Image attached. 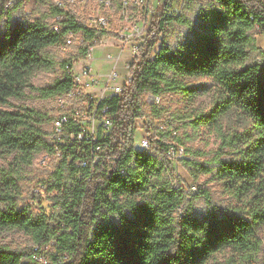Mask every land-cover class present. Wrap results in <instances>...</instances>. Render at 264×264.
<instances>
[{
    "label": "trees",
    "instance_id": "trees-1",
    "mask_svg": "<svg viewBox=\"0 0 264 264\" xmlns=\"http://www.w3.org/2000/svg\"><path fill=\"white\" fill-rule=\"evenodd\" d=\"M194 4L195 0H184L179 15L163 18L161 14L152 21L139 57L130 64L131 83L109 101L115 121L104 142L110 153L120 155L123 172L109 176L94 173L84 179L87 170L68 161L74 150L63 147L60 163L43 182L48 192L55 191L49 198L52 203L43 205L39 213L27 206L17 207L16 179L5 176L4 189L0 188V227L27 233L32 245L22 250L0 246V264L31 260L36 246L50 243L56 253L51 254L49 264H208L214 254L227 248L241 252L260 248L257 232L264 224V50L256 45L255 31L260 28L264 33V0H210L191 37L175 46L162 43L153 54L159 34L177 23L186 24L184 12ZM58 11L54 6L52 15ZM3 15L0 9V22ZM7 23V30L0 32V153L14 152L22 163L30 164L36 154L53 151L50 130L40 127L52 119L32 107L11 109L12 99L22 98L27 89L42 98L56 96L70 88L71 78L64 73L48 86L35 87L32 73L55 67L45 49L57 44L62 34L54 32L44 19L27 25ZM106 35L111 34L99 33L100 37ZM93 37L85 35L86 41ZM92 44L97 46L99 41ZM252 55L260 60L251 61ZM66 64L64 60L61 66ZM187 77H209L218 89L212 109L198 113L188 124L194 132L201 126L213 127L222 144L240 155V159H216L211 167L197 159L202 153L185 148L190 157L180 162L193 179L199 171L214 170L240 202L214 204L202 216L193 212L192 201L196 193L207 198L209 193L197 187L185 192L167 178L164 164L172 171L165 161L169 142L182 144L181 137L176 131L173 136V123L165 130L156 128L159 107L147 110L140 102L144 93L198 95L199 90L186 83ZM231 110L250 119L255 133L223 131L220 120ZM139 118L146 119L147 132L153 133L155 154L134 148Z\"/></svg>",
    "mask_w": 264,
    "mask_h": 264
},
{
    "label": "rangeland",
    "instance_id": "rangeland-1",
    "mask_svg": "<svg viewBox=\"0 0 264 264\" xmlns=\"http://www.w3.org/2000/svg\"><path fill=\"white\" fill-rule=\"evenodd\" d=\"M58 1L64 0H6L0 4V9L4 10L1 17L0 32L3 33L8 28L7 21L15 24L27 25L34 20H45L50 25L53 22V7ZM95 0H86V4L75 9L86 14L96 7ZM183 1L177 2L175 9L171 12V16H177L182 12ZM210 4V0H195V4L184 12L185 23H177L172 27L166 28L167 35L165 41L171 46H175L184 39L191 37L192 30L198 27L200 22V13L202 9ZM110 13L112 18L111 35L105 36L102 42L96 46L92 52L91 59L88 61L92 69L101 75H104L112 67L116 68L122 75L126 74L127 66L125 60L128 58L130 50L122 49L119 46V31L126 28L128 22L125 21V15L121 13L118 6H115ZM123 16V17H122ZM129 16V14H128ZM156 18V17H154ZM152 20V19H151ZM154 20V19H153ZM152 22L149 23V28ZM148 28V29H149ZM118 31V32H117ZM146 38V37H145ZM144 38V39H145ZM255 40L257 47L264 50V33L260 32V28H256ZM160 45L157 43L153 49V54L158 51ZM45 53L55 61V67L48 69L39 68L31 75V83L35 87H44L52 84L61 74V63L64 60L77 59L79 62L81 56L80 47L75 43L70 47L64 44H55L45 49ZM259 61L260 57L252 55L251 61ZM188 86L196 87L199 94L194 97L183 96L181 93H166L161 97L158 104L160 110V120L166 126L176 128L175 131L182 139V144L172 141L175 148L178 145L184 149L188 148L192 151L202 153L198 156V160L207 161L213 166L216 159H240V155L236 150L222 144L221 136L213 127L207 128L201 126L198 132H194L188 121L193 119L198 113H208L213 105L217 102V87L209 77H187L185 78ZM58 97L42 98L36 91L27 89L25 95L20 99H12L14 106L32 107L43 115H47L52 120L58 114ZM140 102L144 104L143 95ZM145 109L148 110V107ZM42 122L40 127L44 131L51 130V122ZM222 129L226 133H255V124L246 116L239 114L237 111L231 110L226 112L221 118ZM147 121L144 118L136 120V125L141 126L135 132V145L140 147L142 136L146 134ZM143 126V127H142ZM149 133H147L148 135ZM238 144L236 145V147ZM167 152V151H166ZM189 154L184 153L169 158L168 154L165 161L169 163L173 183L187 192L191 187L196 186L197 189L206 190L209 198L201 193H196L192 201L193 212L198 216L205 215L212 205L231 206L239 204V200L234 197L228 190L226 182L220 179L213 170L212 172L199 171L197 179H193L188 169L180 162L182 158H189ZM56 165L55 157L46 158L44 153L34 156L30 164L22 163L17 155L0 153V188L4 189L2 183L5 176L14 177L17 183L18 204L17 207L27 206L33 213L42 211V206L51 204L49 198L53 195L43 192H35V187L39 183H43L50 179V174ZM261 241V246L255 251H236L231 248L222 250L214 254L208 264H264V224H262L257 232ZM32 245L30 237L27 233L18 229H8L0 227V246L8 249H25ZM56 253L53 243L42 247L41 254L45 258V262L34 261L30 259L22 260L21 264H49L52 262L51 254Z\"/></svg>",
    "mask_w": 264,
    "mask_h": 264
},
{
    "label": "built area",
    "instance_id": "built-area-1",
    "mask_svg": "<svg viewBox=\"0 0 264 264\" xmlns=\"http://www.w3.org/2000/svg\"><path fill=\"white\" fill-rule=\"evenodd\" d=\"M180 1L183 0H95L96 7L86 14L82 13L80 9H75L77 6L80 8L85 5L86 0H64L55 4L59 11L53 15L51 29L62 34L57 44L70 47L77 43L81 50L80 59H82L79 62L77 59L67 60V64L62 66L61 74L58 76L60 77L64 73L69 74L71 86L67 91L56 95L58 97V114L51 122L49 137L53 151L42 152L46 158L55 157V167L60 163L62 148L65 147L74 150V153L69 155L68 161H73L74 165L81 170H87L84 179H90L94 173L109 176L116 171H124V166L120 164V155L110 153L104 142L108 139L115 121V113L112 111L109 101L131 83L130 64L140 55L139 48L146 41L149 23L153 19L156 20L161 14H163V18L171 16L176 3ZM115 6H118L121 13L125 15V21L128 22L126 28L117 31L120 35V38L117 39L121 41L118 43L119 46L122 49L130 50L128 58L125 60L127 72L122 75L112 67L104 75H101L92 69L88 61L96 48V45L92 43L95 44L99 41L100 44L105 37H100L99 33L111 34L112 18L109 12H112ZM64 30L66 31L63 32ZM90 33L94 37L90 41H86L85 35ZM154 33V31L151 32V34ZM166 35L165 31L159 34L158 43L160 46L162 43L167 44ZM83 49H86L84 54ZM143 99L147 107H155L158 106L161 97L144 93ZM154 126L160 130L166 128V124L158 118L154 119ZM138 127L141 126L138 125L137 129H139ZM147 133L142 136L140 147L135 145L134 136V148L155 154L151 146L153 133L150 132L148 135ZM184 151L182 146L178 145V148H175V145L169 142L167 154L170 159ZM164 166L166 174L170 178L169 168L166 164ZM174 186L178 187L175 184ZM35 190L37 193L46 191L50 195L55 194V191L48 192L44 183L36 185ZM192 190H196V186H193ZM187 197L189 196L187 195ZM35 251L32 260L45 262V258L41 254L42 247L36 246Z\"/></svg>",
    "mask_w": 264,
    "mask_h": 264
}]
</instances>
